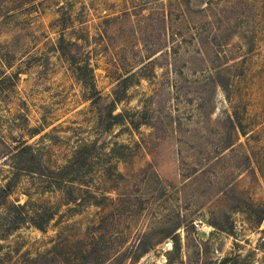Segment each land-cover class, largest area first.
Segmentation results:
<instances>
[{
    "label": "rangeland",
    "instance_id": "obj_1",
    "mask_svg": "<svg viewBox=\"0 0 264 264\" xmlns=\"http://www.w3.org/2000/svg\"><path fill=\"white\" fill-rule=\"evenodd\" d=\"M1 71L0 264H264V0H0Z\"/></svg>",
    "mask_w": 264,
    "mask_h": 264
},
{
    "label": "trees",
    "instance_id": "obj_2",
    "mask_svg": "<svg viewBox=\"0 0 264 264\" xmlns=\"http://www.w3.org/2000/svg\"><path fill=\"white\" fill-rule=\"evenodd\" d=\"M1 76H0V93H4L6 91V89L9 87V85L11 84V78L7 75H5L6 72L1 71ZM4 75V76H3ZM9 82V83H8ZM8 83V84H7ZM14 85V83H13ZM112 104L114 103V107H112L111 111H110V118L113 120L112 123H117L118 120L120 119H125V114L122 113H115L116 110V104L118 102V99H112ZM3 116L0 114V119L2 120ZM37 129H32V133H34V131ZM0 144H3L4 146H6V148H8V152L6 153V158H9V160L11 161V163H6L7 165H9L10 167H12L13 169H18L19 167L17 166L19 164L20 161V157L23 156H29V155H33V151H34V145L31 143H27L25 141L23 142H19L14 148H11L10 146H7V142L5 141L4 137L1 135V126H0ZM12 149V150H11ZM1 155V153H0ZM19 158V161H18ZM13 176L10 178L8 177V182L7 184H5L4 186H2L0 188V200L5 199L8 195L9 192H11L15 182H16V172L12 173ZM52 218L51 215H48L46 219H44L43 221H41L40 223H36V226L39 228H43V226Z\"/></svg>",
    "mask_w": 264,
    "mask_h": 264
}]
</instances>
